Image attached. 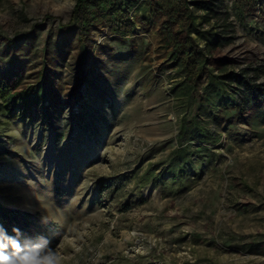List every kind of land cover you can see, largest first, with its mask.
<instances>
[{
  "label": "rangeland",
  "instance_id": "obj_1",
  "mask_svg": "<svg viewBox=\"0 0 264 264\" xmlns=\"http://www.w3.org/2000/svg\"><path fill=\"white\" fill-rule=\"evenodd\" d=\"M75 1L0 0V29L10 35L41 24L59 29ZM223 2L233 28L225 48L240 66L264 64L263 2L258 17L244 21L234 0ZM135 28L137 36L140 23ZM145 38V51L108 81L96 70L95 87L77 82L93 98L73 111L48 115L38 107L23 121L0 116V203L42 223L41 236L60 264H264V247L257 253L243 247L264 238V113L256 132L241 138L223 132L213 148L215 167L205 163L186 188L138 186L148 164L165 160L176 144L181 116L171 93L175 69L154 71L156 33ZM132 174L111 195L99 192V180ZM124 202L131 207L121 211Z\"/></svg>",
  "mask_w": 264,
  "mask_h": 264
},
{
  "label": "trees",
  "instance_id": "obj_2",
  "mask_svg": "<svg viewBox=\"0 0 264 264\" xmlns=\"http://www.w3.org/2000/svg\"><path fill=\"white\" fill-rule=\"evenodd\" d=\"M258 1L234 0L238 18H257ZM223 4V0H76L67 24L59 29L46 30L41 24L37 31L19 35L0 29V116L23 121L40 112L38 107L48 115L63 107L73 111L86 97L93 98L77 87L80 79L86 90L96 86L92 78L96 70L97 77L108 81L115 68L129 65L145 51L150 45L145 37L154 31L158 52L154 71L175 69L178 79L171 84V93L181 116L176 144L165 160L148 164L137 183L140 188L149 183L186 188L187 179L206 169L205 163L215 167L213 148L223 132L234 131L239 138L245 131L256 132L264 113V81H258L264 64L240 66V58L225 48L233 28L229 13L221 10ZM131 11L138 14L130 18ZM137 23L141 31L136 36ZM99 36L105 37L97 44ZM133 176L101 179L98 190L111 195ZM137 201H144L142 193ZM130 207L124 202L120 210ZM0 224L9 235H14L13 227L31 238L44 230L31 213L1 203ZM243 247L257 253L264 238Z\"/></svg>",
  "mask_w": 264,
  "mask_h": 264
},
{
  "label": "clouds",
  "instance_id": "obj_3",
  "mask_svg": "<svg viewBox=\"0 0 264 264\" xmlns=\"http://www.w3.org/2000/svg\"><path fill=\"white\" fill-rule=\"evenodd\" d=\"M12 232L14 235H9L0 224V264H60L46 237H24L18 227Z\"/></svg>",
  "mask_w": 264,
  "mask_h": 264
}]
</instances>
